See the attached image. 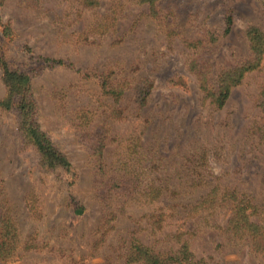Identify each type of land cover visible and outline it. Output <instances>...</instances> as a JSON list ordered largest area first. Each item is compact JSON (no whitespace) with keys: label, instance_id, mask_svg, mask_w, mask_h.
<instances>
[{"label":"rangeland","instance_id":"obj_1","mask_svg":"<svg viewBox=\"0 0 264 264\" xmlns=\"http://www.w3.org/2000/svg\"><path fill=\"white\" fill-rule=\"evenodd\" d=\"M227 14L234 24L223 35ZM0 23L11 27L12 67L36 70L40 129L71 164L43 167L18 133L17 113L0 110V209L21 240L0 264H126L132 239L167 250L176 244L165 235L179 230L194 232L196 259L264 264L225 232L229 210L201 226L186 208L219 184L264 211V55L222 108L203 88L250 59L246 29L264 31V0H5ZM206 32L218 42L208 44ZM39 57L69 65L38 68ZM109 71L128 88L116 106L98 78ZM145 80L152 86L140 107ZM194 170L208 185L190 187ZM123 172L128 190L116 191ZM167 184L178 195L160 191Z\"/></svg>","mask_w":264,"mask_h":264},{"label":"trees","instance_id":"obj_2","mask_svg":"<svg viewBox=\"0 0 264 264\" xmlns=\"http://www.w3.org/2000/svg\"><path fill=\"white\" fill-rule=\"evenodd\" d=\"M5 0H0V5ZM91 3V0H88ZM141 3H148L150 7H154L159 0H139ZM234 24L233 16L227 14L224 19L223 35L231 33ZM0 23V70L2 79L6 87L5 96L0 99V110L5 112L17 113V130L22 136L24 143L30 145L39 156V162L43 167L48 169L70 168L71 164L67 158L55 147L50 138L45 134L38 124L39 105L35 99L32 80L35 74V68L28 70L15 69L8 60L7 52L13 39L11 27L3 26ZM208 44L217 43L219 35L216 33L206 32ZM221 34V33H219ZM246 36L249 42L251 57L245 63L237 68H229L224 70L217 76L212 86L203 87L207 95L212 98L213 103L222 108L231 96L234 87L239 85L244 76L260 67L264 55V31L255 25H249L246 29ZM200 39L198 43H205ZM38 68L46 65L67 66L69 63L63 60H54L48 57H39L37 60ZM113 71L102 72L99 80L105 95H109L114 99L115 106L122 100L126 89L119 84L116 78L112 77ZM149 80L142 82V86L137 90V103L140 107L146 104L147 97L151 90ZM148 84V85H147ZM259 105L264 112V88L261 92ZM119 113H117V112ZM115 113L120 114L115 109ZM198 170V169H196ZM194 170V171H196ZM199 172V171H196ZM117 174L116 183L112 186L116 191L128 190L126 176ZM132 183L129 184V187ZM208 185L204 181V175L198 173V179L192 178L190 187L193 190L201 189ZM170 192L172 195H178L175 190L170 189L168 184L160 187V191ZM127 192L123 193L126 194ZM188 208L189 219L198 218L199 225L208 226L211 218L216 210L224 209L230 211V219L225 228V232L230 238L238 243L247 241L251 251L264 259V211L260 212L257 205L253 203L251 197L230 190L219 184L210 188L208 193L202 196L193 204L186 205ZM83 207L76 205L75 212L82 213ZM263 213L261 222H256L252 218ZM259 214V215H258ZM164 220L170 215L164 213ZM201 225V226H202ZM187 234L190 237H186ZM194 232L176 231V233H168L165 239L168 243L174 242L175 248L167 250H157L153 246L144 244L139 239H132L128 252L126 254V264H211V258L196 259L191 249V237ZM21 245L19 227L17 222L12 218L11 212L6 214L0 209V262H5L12 258L19 246ZM28 249L29 246H26Z\"/></svg>","mask_w":264,"mask_h":264}]
</instances>
